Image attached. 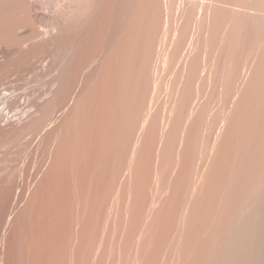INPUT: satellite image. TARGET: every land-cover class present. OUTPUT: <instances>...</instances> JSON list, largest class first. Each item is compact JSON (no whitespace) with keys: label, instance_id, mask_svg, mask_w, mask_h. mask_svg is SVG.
Masks as SVG:
<instances>
[{"label":"bare ground","instance_id":"bare-ground-1","mask_svg":"<svg viewBox=\"0 0 264 264\" xmlns=\"http://www.w3.org/2000/svg\"><path fill=\"white\" fill-rule=\"evenodd\" d=\"M155 1H157V0H155ZM155 1H154V3H155ZM162 1L164 2V0H159V3H161ZM188 1H190V0H188ZM192 1H193V3H195L197 0H195V2H194V0H192ZM205 1L206 0L201 1V2H203L202 4L200 1H198L196 3L197 4L200 3L203 6V10H202V8L201 9L199 8L200 10H202L201 12L203 14V17L206 16V18L207 17L209 18V16H208L209 11L210 12L213 11V10L212 11L209 10V8L212 7L211 5H213L214 2L215 3H216V1L219 2V0H216V1L210 0L211 2H213L211 5L209 4L210 1H209V3H208V0L206 2ZM220 1H222V0H220ZM226 1H224V2H226ZM136 2H137V0H0V264H106L107 263L106 259H104L105 256L103 257V253L106 254V249H107L106 243H108L107 241L110 238L108 236L107 237L104 236L105 232L103 233L101 231L104 227L101 229V227L103 225L101 224L102 226H99L100 224L98 222V216H97L98 207H99V193L103 195V191H105L103 189V191L99 192V185H100L99 177H100V172L103 170L101 168L104 167V166H101L100 163H101V161H103V163L105 164V161H108L109 163L108 162L107 163L110 164V161H109L111 159L110 147H113V144H115V143L117 144L116 139L119 138V137L117 138V135L119 136V134H121L120 131H123L121 127L125 126V128H126V126L128 124L129 126H127V127L129 129L126 128L127 129L126 130V129H124V127H123V129L126 130V131H124V132H126V134H127V131H129L128 134L130 135V132H131L130 129H132L131 127L133 126L132 119L134 120V118L130 119L131 116L130 115L127 116V115L130 113V112L128 113L129 110L135 112V109H137V107H135L136 106L135 104L138 102V100H136L137 102L133 104L135 106H133V105L131 106V104H128L129 106L132 107L131 109L128 110L127 107H129V106H127V104H126V103H128L126 98L127 97L129 98V97L133 96L134 94L137 98L141 99V97H142V96L140 97V95L142 94L141 91H140L141 94H138V93H140L139 92V90L141 88L140 86H138V88L139 87L140 88L137 92H133V90H131L133 86H136L137 84H139V83L136 84V82H137L136 79L138 80V78L140 76H142L143 70H144V69L142 70V73L140 72L141 74L138 77L139 71H141L140 68H142V66L139 67V64H138V63H141V61L137 62V60H136L137 63L133 62L136 59V58L135 59L133 58V49H134V46H137V43H139L141 41L144 42L146 40L145 45L146 44H147V46L149 45L147 43V41L149 40V39H147V38H149V36H148L149 33L147 34V32L150 28H148V30L146 32L147 36H145V37H147V38L143 37L144 40H142L141 36H143V35L141 33L144 30H142L141 32L139 30H137V28H138L137 26L139 25L137 17H138L140 12L138 11V14L136 13L137 8L136 7L134 8ZM145 2H146V0L143 2V4ZM163 2H162V5H165V4H163ZM172 2H173V0H172ZM172 2L170 3L172 5L169 4L171 7H168L165 5L166 6L165 8H167V7L170 8V14H172L173 9L171 10V8L174 7L173 6L174 2L177 3V1H174L173 3ZM185 2H186V0H185ZM218 2H217V4H218ZM230 2H232V0ZM242 2L244 4V2H246V1L243 0ZM167 3H169V1ZM205 3L209 4L210 7L207 4H206V6H204ZM215 3H214V5H215ZM222 3H223V1H222ZM222 3L220 5H217V6L218 7L221 6L223 8L224 5ZM246 3H247V5L244 4V6L246 7V9H245L246 11L244 12V14L245 13L247 14V11L249 13H251L254 10V12H252V13L254 15H258L257 17L261 18L260 21L257 18L259 23L261 22V24H259L260 28L258 27L259 31H260L259 36L261 37V38H259V42L262 41V44L259 43L258 45H260V47L262 45V48H263L264 47V0H247ZM141 4L142 3H140L139 6ZM187 4L188 3H185V5H187ZM197 4H195V5L198 6ZM243 4L240 3V6L243 7ZM195 5H194V7H195ZM231 5H232V8H235V6H236V4H234V5L231 4ZM231 5H230V10H231ZM136 6H138V5H136ZM175 6L176 7H174V9H177L178 5H175ZM142 7H138V10ZM213 7L216 8V5ZM213 7H212V9H213ZM226 7H228V6L225 5L224 8H226ZM242 7H240V9ZM237 8H238V6H237ZM184 9H182V7H181L179 10H181L180 12H182V11H184ZM199 9H198V11H200ZM240 9L237 12L241 13ZM177 10H173V13L176 12ZM230 10L228 9L227 11H230ZM243 10H244V8H243ZM243 10H242V12H243ZM192 11H196V10L194 9ZM235 11L236 10H234V12ZM255 11L257 13H255ZM152 12H153V10H152ZM213 12L216 13V9ZM213 12L210 14H214ZM135 13L137 14V16ZM141 13H143V12H141ZM147 13H145V14H147ZM145 14H143V16ZM170 14H169V16H170ZM182 14L184 16V13H182ZM185 14H186L185 16H187L186 20L190 19V18H188L187 13H185ZM191 14H193V13H191ZM199 14H198V16H200ZM202 14H201V17H202ZM140 15H142V14H140ZM140 15H139V17H140ZM164 15L166 17V14H164ZM177 15H174V16L172 15V16H173V18L176 16L175 17V19H176ZM192 16L193 15H190L191 20L194 17V16L193 17ZM211 16L215 18V15L214 16L211 15ZM211 16H210V18H211ZM229 16H231V15H229ZM229 16H228V18H230ZM141 18H143V17H141ZM214 18L213 19L211 18L212 19L211 21H213ZM255 18H254V20H255ZM179 19H180V15H179L178 20ZM199 19H200V23H201L202 18L199 17L198 20ZM194 20L197 22V24L199 23L197 21V18L195 19V17H194ZM194 20H192V21H194ZM222 20L223 19L220 20V23ZM228 20H230V19H228ZM231 20H233V19H231ZM140 21H142V19L139 20V22ZM143 21H144V18H143ZM152 21H154V20L152 19ZM176 21H177V19H176ZM180 21H182V20H180ZM178 22L179 21H177V24H179ZM204 22L205 21H203L202 23H204ZM209 22L210 21H208V24H212V25L213 24L215 25V23L217 24L216 21H215V23H213V22L209 23ZM224 22L225 21H222V24ZM150 23H151V21H150ZM188 23H189V21H188ZM200 23H199V25H200ZM205 23H204V25H205ZM230 23H232V21ZM144 24L147 25L148 23H143V25ZM185 24L190 25V24H187V22ZM185 24H184V26H185ZM193 24H194V22H193ZM193 24H191L190 27L188 26V28L193 30V28L196 25L195 31H192L193 33L195 32V35H196L197 34L196 29L198 30L200 27H202V24L199 28H197V24H194V27H193L192 26ZM222 24H219V25H222ZM206 25H205V27H207ZM214 25H213V27H214ZM219 25L217 28L221 30V28H219ZM139 26L141 27V22H140ZM149 26L152 27L151 24ZM181 26H182V23H181ZM222 26L224 27V24ZM228 26H229V24H228ZM230 26H229V28H232ZM177 27L178 26H176V28ZM179 27H180V24H179ZM191 27H193V28H191ZM176 28H174V29H176ZM186 28H187V26H185V30H186ZM138 29H140V28H138ZM143 29H144V27H143ZM166 29H168V28H166ZM201 29H203V27ZM201 29H199V30H201ZM205 29L208 31L209 30L211 31L212 27L211 28L209 27V29L208 28H205ZM205 29H204V31H205ZM226 29H227V27H226ZM181 30L182 29H180L179 32ZM183 30H184V27H183ZM183 30L181 31V33L183 32ZM199 30H198V33H200ZM228 30H230V29H228ZM175 31H178V29H176ZM223 31H227V30H223ZM206 32L207 31H205V33ZM229 32H228V34H229ZM170 33H173V32L170 31L169 34ZM205 33H204V35H205ZM139 34H141V35H139ZM202 34H201V36H202ZM206 34H208V33H206ZM228 34H226V35L229 37ZM198 35H196L195 37H197ZM163 36H164V34H163ZM175 36H176V34H175ZM183 36H186L185 33ZM190 36H192L191 33H190ZM190 36H189V38H191ZM169 37H171V36H169ZM178 37H179L178 39L182 38V36H180V35ZM223 37H225V36H223ZM140 38H141V40H140ZM172 39H171V41H172ZM184 39H185V37H184ZM191 39H193V41L196 42L195 38H191ZM191 39H189V41ZM176 40H177V38H176ZM176 40H175V42H177ZM222 40L227 41L228 39L225 40L223 38ZM180 41L181 40H179L178 42H180ZM185 41H188V40L185 39ZM197 41H198V39H197ZM149 42H150V40H149ZM195 42H194V46H195ZM183 43L185 44V42H183ZM168 44H170V43H168ZM154 45L155 44H153V47H154ZM179 45H178V47H179ZM224 45H225V43H224ZM141 46H142V44H141ZM175 46H176V43H175ZM139 47H140V45H139ZM153 47L152 48L150 47L151 50H153V52L150 50V52H151L150 57H152V58H149L150 53L147 54L148 58L150 59V61L149 60L148 61L151 64L152 63L155 64L156 59L159 61L162 58V54H163V53H161L162 48H160V52H159L158 51L159 48L156 49V46H155V48H153ZM158 47H160V46H158ZM257 47H256V50H258ZM260 47H259V49H260ZM182 48H184V47H182ZM188 48H189V46H188ZM137 49H139V48H136L135 50H137ZM178 50L180 51L181 49H178ZM253 50L256 51L254 49V46H253ZM261 50H259L260 51L259 53L262 52ZM139 51L140 50H138V52ZM146 51L147 50H144V53ZM155 51L159 52L156 55L160 54L157 58H155V56H156L154 54ZM136 53H137V51H136ZM141 53H143V51ZM257 53L258 52L255 53L256 55L254 54L255 56H253V58L250 57L252 60L246 61L247 64L245 62L246 59L243 61V62H245L246 65L243 63L245 65L244 68L242 65V68L244 70H243V72L241 70L242 73L240 72L241 78L240 77L239 78L241 79V81H239L240 79L238 78L239 79L238 81L240 82V84H239V82H238V84L240 85V87H237L238 84L236 85V88H239V90H237L238 94H237V96L235 95V97H234L235 99H233V101L231 102L233 104L230 105L232 107H231V109L229 108V110H230L229 113L227 112L228 111L227 110L226 111L227 115H224V116L222 115L224 117V118L222 117L223 123L221 124V122H220L221 127H218V126L216 127V129L217 128L218 129L220 128V129L218 132L216 130V133H218L217 136H215L213 134V136H215L216 138L215 139L213 138L214 140H212V145L210 143L211 141L210 142L208 141L210 148H209V145H207L208 147L206 146V149L208 148L207 149L208 153H207V150L205 149L206 150L205 151L206 152V156H205L206 158H204V156L201 155V157L203 159H206V160L205 161L201 160V163H200L201 165L198 166L199 171H195L194 176H192V178H191V181H190L191 183H190V186L188 189L189 195L188 196L184 195V196H187V198H186V201H184V203H183L184 205L183 206L181 205L182 209H181V212L178 214V224H177L178 227L175 228V229H177V232H176L177 234L174 232L176 234L174 236H177L176 237L177 239H176V241H174V240L172 241V242H176V243L172 244V247L174 246L173 249H175V250H172V248H170L171 254L169 253V251H168V253H166V255L169 254V257L167 256L168 257L167 260H169V258H170V261L173 259L171 262L168 261V263H171V264H264V114H263L264 111H262L263 113H261L260 117H259L260 111H259L258 115H255V117H254V113H257V111L253 112V118L251 117L252 114L250 115L251 121L250 120L249 121L252 124L251 123H249V124H251L252 126L249 125L250 128L246 131L244 129L243 130L244 133L239 132V130L240 129L242 130V128L238 129L239 123L236 124L237 122H235V119L242 116L239 114L241 111L240 106L243 105L242 104L243 103L242 97L244 96V94L248 90V88L251 87V86L249 87V85H251L250 82L257 75L258 70L260 69V66H262V63L260 65H258L259 67L256 64H257V62H259V60L260 61H261V59H262V61L264 60L263 58H261V59L258 58V57L264 56V50L262 52V56L261 55L259 56V53L258 54ZM153 55H155L154 56L155 61L152 60ZM174 55H176V54H174ZM180 55H181V53H180ZM160 56H161V58L158 59ZM145 57H146V55H144V58ZM189 57H188V59H189ZM256 57H257V59H256ZM131 58L133 59V61H131L132 60ZM148 58L146 57L145 59H148ZM176 58H178V57H175V60H177ZM151 60H152V62H151ZM255 60H257V62ZM192 61H191V64L194 65L195 62L192 63ZM145 62L147 63L148 70H149L150 64H148L147 61H145ZM142 63H144V61ZM160 64H161V62L156 65L157 68H158V66H160ZM173 64H174V61H173ZM217 64H219V63H217ZM161 65H163V64H161ZM169 65H170V63H169ZM189 65H190V63H189ZM189 65H188V68H189ZM240 65H238V66H240ZM144 66L145 65H143V68L146 67V66L145 67ZM209 66H211V65H209ZM152 67L155 68L154 65ZM186 67H187V65H186ZM212 68H213V65H212ZM158 69L156 72H159L161 68L159 70ZM180 69H178V71ZM209 70H211V69H209ZM153 71L155 72V69H152V71H150V72H152L151 74H153ZM178 71H177L176 75H178ZM216 71H217V68H216ZM230 71H231V68H230ZM145 72L146 71H144V74L148 73V72L147 73H145ZM211 72H212V70H211ZM161 73H162V71H161ZM179 73H181V72H179ZM208 73H210V72H208ZM151 74H149V75L156 79V76L158 74H160V72L158 74H155L156 76L151 75ZM211 74H210V77H211ZM149 75H148V77H149ZM217 75H218V72H217ZM158 76L159 77H157V80L160 79V77H161L160 75H158ZM185 76H183V77H185ZM148 77L145 75L144 78L140 77L138 81L140 82V80L143 81L142 79H144V81H143L144 85L146 83L149 84V81H151V80H152V82H155V81H153V78L149 77L151 79V80H149ZM179 77H180V75L177 76L178 80H179ZM256 77H255V79H256ZM145 78H147L149 81L146 82ZM207 78H208V76H207ZM235 78H237V77L235 76ZM262 78H264V77L262 76ZM185 79L187 80V77ZM181 80H183V79H181ZM254 80H253V82H254ZM261 80H263V79H261ZM158 82L157 81L155 82L156 85L158 84ZM185 83H187V82H185ZM256 83H257V81H256ZM256 83H254V84H256ZM140 84L142 85V82H140ZM147 84H146L145 88L143 87L144 85H142L143 89H147L146 91H148ZM174 84H176V82ZM231 85L233 86V84H231ZM258 85H259V83H258ZM158 87H160V86H158ZM156 88H157V86L155 87V89ZM185 88H187V87H185ZM256 88H258V87L256 86ZM143 89H141V90H143ZM130 90L132 91L133 95L128 96L130 93ZM135 90H136V88L134 89V91ZM157 90H158V88H157ZM143 91H145V90H143ZM177 91H178V89H177ZM257 91H259V90H257ZM248 92H251V90ZM253 92H254V90H253ZM136 93L139 95V97H138V95H136ZM149 94L150 93H148V95ZM177 94H178V92H176L174 96H176ZM181 94H180V96H181ZM152 95H154V94H152ZM144 96H146V95H144ZM149 96L151 97V94ZM152 97L157 98V96H152ZM182 97H184V95ZM254 97H257V96H254ZM169 98H171V97H169ZM131 99L132 98H130L128 100H131ZM140 99H139V103L141 102ZM145 99H147V96ZM145 99L143 100V98H142V101H145ZM153 99H151V100H153ZM157 99H159V98H157ZM247 99H249V98H247ZM149 100L147 102L148 105H150L152 102L150 100L151 102L149 104ZM191 100H193V99H191ZM132 101H135V98H133ZM132 101H130V103H132ZM177 101H180V99ZM246 101H247V104H250V105L254 104L253 103L254 100H252L253 102L251 101L252 103L249 100H246ZM248 101H249V103H248ZM140 104L142 105V103H140ZM154 104H156V102L151 104V105H154ZM148 105L146 108L147 109L146 112H148V109L150 108V107L148 108ZM175 105L176 104H174V107L176 109ZM183 105H181V107H183ZM250 105H248V106H250ZM255 105H254V107H255ZM137 106H139V105H137ZM157 106L159 107L161 105L158 104ZM157 106L155 108H157ZM243 106L246 107L247 105L246 106L243 105ZM174 107H172V108L174 109ZM189 108H190L189 110H191L193 107L191 108V106H190ZM239 108H240V111H239ZM140 109H141V107H140ZM154 109L152 112L149 110L148 113L150 114V112H151L153 114ZM158 109H155V110L158 111ZM246 109H248V108H245V110ZM255 109H257V108H255ZM261 109H262V107H261ZM143 110L144 111H142V112L144 113L145 109H143ZM161 110H162V108H161ZM180 110L178 112H180ZM185 110H186V108H185ZM170 111H171V109H170ZM173 111H175V110H173ZM192 111H195V110L192 109ZM247 111L248 110H246V112ZM250 111H248V112H250ZM136 112H138V111H136ZM226 112L224 114H226ZM237 112H238V116H237V118H235V114ZM246 112H243V113H246ZM138 113H140V111ZM174 113L172 112V114H174ZM191 113L192 112L190 111V118L192 117ZM152 114H151V116H153ZM160 114H161V116L164 115L163 117H165V114H163V113H160ZM246 114L248 115V113H246ZM157 115H156V117L158 118V120L159 119L164 120V118L161 119L162 117L160 116L161 117L160 118V117H158L159 115L158 116ZM166 115H167V112H166ZM200 115H198V116H200ZM135 116H136L135 119L139 118L137 115H135ZM139 116H140V114H139ZM147 116H146V118H147ZM169 116L171 118L173 115L170 114ZM188 116H189V114L187 113V118L189 119ZM194 116H193V118H195ZM256 116L258 118H256ZM126 117H130L129 119L131 120L132 125L130 122L127 123V121H130V120L128 119L126 121ZM174 117H175V115L172 118H174ZM141 118H140V121L142 120ZM170 118H168L167 120L166 119L164 120V121H166V123H167V121L170 120L169 121L170 123L168 122L169 123L168 125H170V124L172 125L171 121H173V119L172 118L170 119ZM147 119H150V120L152 119L153 124L156 123V120H155L156 118H154V117H151V118L148 117ZM240 119L242 120V118H240ZM145 120L146 119L143 118V125H142L143 129L145 127H147V126H145L147 124ZM189 120H191V119H189ZM189 120H188V125L194 119H192L190 122H189ZM241 120H239V121H241ZM244 120L246 121V119H244ZM135 121H137V120H135ZM140 121L136 122L137 125L141 124ZM164 121H162L163 126L168 127V125L165 126L166 124ZM148 122H149V120H148ZM186 122H184L185 124L183 126H185L187 124ZM248 122H246V124H243V125L248 126L247 125ZM159 123H160L159 125L162 124L161 122H159ZM242 123H243V121H242ZM173 124L175 125V123H173ZM111 125H112V127H115V128L121 126L119 128L121 130L111 129L112 128V127L110 128ZM218 125H219V123H218ZM140 126H139V128H138V126L134 127V128H136V130L139 129L137 131H140L141 130ZM150 126L148 125V127H150ZM154 127L155 126H152V128H154ZM248 127H246V128H248ZM157 128H160V127H157ZM168 128L169 129H167V130L171 129L170 127H168ZM185 128H183L184 131H185ZM188 128H189L188 130H190V125L188 126ZM109 129H111L117 135L114 136V133H113L114 137L110 136L111 138H109V135L112 134L110 132L111 130H109ZM143 129H142V131H144ZM161 129H163V127ZM165 129L166 128H164L163 131ZM145 130L147 131V129H145ZM179 130H181V129H179ZM137 131L135 132V130H134L132 132H135V134H136ZM146 131H144V132H146ZM163 131H162V133H163ZM165 131H164V135L166 134V132L167 133L169 132V131H166V132ZM186 131L184 133H182L180 131V133H181V135H183V137H178L177 135L176 136L178 138H186V139L188 138V140H190L189 139L190 134L187 137L188 131L187 132ZM108 132H110V134ZM149 132L152 133L151 131H149ZM154 132H153V136H154ZM210 132L211 131H209V133ZM212 132H213V130H212ZM214 132H215V130H214ZM139 133L141 134V131ZM146 133H144V134H146ZM177 133H178V131H177ZM192 133H193V128H192ZM237 133H239L238 136H237ZM126 134H125V137H126ZM128 134H127V138H126L127 140H129V138L131 139V137H129ZM140 134H136V139H137V135H140ZM144 134H143V136L146 137V135H144ZM149 134L147 135L148 138H146L148 140L144 141L146 143L147 142L150 143V141H151V139L149 141V138H150ZM131 135L133 137L132 140H134L135 135H133V133ZM162 135L163 134H161V137H162ZM155 136H157L156 133H155ZM158 136H160V135H158ZM161 137L160 138L156 137L155 139L157 140L159 138L160 140L159 139L158 140L162 142L161 144L166 145V143H164L165 137H162V138ZM140 138H142L141 135L138 137V139H140ZM168 138H171V137H168ZM176 139L177 138H175V140ZM211 139H212V137H211ZM211 139L209 138V140H211ZM114 140H115V143L111 144V142ZM123 140H124V138H123ZM188 140L186 142H188ZM120 141H122V140L120 139ZM126 141H124V142H126ZM152 141L154 142L155 140L152 139ZM134 142H135V140H134ZM138 142L139 141H137V144H138ZM127 143H124V144L130 145L128 141H127ZM146 143H144V144H146ZM118 144H119V142H118ZM118 144L116 145L117 149H116V146H114V147L116 150H119V148L121 147V149L119 151H120V153H122V148H125V146L123 144L124 147L123 146L118 147L120 145V144L119 145ZM132 144L134 145V143H132ZM144 144L141 143V141H140L138 145L140 147V145L142 146ZM157 144L159 145L158 149H161L162 147H163L162 149H164L165 145L161 147L160 146L161 144L158 141H157ZM180 144H178V145H180L179 148L182 146V144H185V139H181ZM135 146H136V142H135ZM155 146H157V145H155ZM184 146H186V145H184ZM114 147H113V149H114ZM139 147H138V150H139ZM143 147H141V148L143 149ZM183 147H181V148H183ZM189 147H190V145H189ZM141 148H140V150H141ZM146 148L147 147H144V149H146ZM155 148L157 149V147L153 146V148H152L153 152H154ZM179 148L177 149L178 151L181 149V148L180 149ZM185 148H187V146ZM115 149L113 150L115 152L114 157H116V154H118V156L116 157V159L118 160L119 156L121 154L116 153L117 151H115ZM132 149H134V147ZM135 149H137V146L135 147ZM183 149H181V152L178 154L176 152V157H178V155H179V157H178L179 159L176 158V170H178V168H182L180 166L182 165V162L184 160H186L185 159L186 156L183 157L184 160H180V159H182V156L180 154H182V155L185 154ZM111 150H112V148H111ZM130 150H131V148L129 149V151ZM225 150H226V152L228 151L227 152L228 155L226 157H224V156L222 157V153ZM125 151H123V153ZM132 151H130V152L132 153ZM135 151H133V152H135ZM156 151H158V150H156ZM203 152H202V154L205 155V153H203ZM126 153H128V151L125 152L124 154H126ZM138 153H139V151H138ZM160 153L158 152L157 155L159 156ZM128 154H130V153H128ZM135 154H137V153H135ZM135 154H134V156H135ZM144 154L141 155L142 158H143ZM153 155H154V153H153ZM153 155L151 157H153ZM157 155H156V158H157ZM107 156L110 159H108ZM129 156L128 157L131 158V155H129ZM141 156L139 155V159ZM105 157L107 158L106 160L103 159ZM128 157L125 156L123 159L121 158V162L125 158H128ZM164 157H165V155H164ZM164 157H163V159H164ZM144 158H146V157H144ZM114 160H115V158H114ZM138 160L136 158V163ZM144 160H146V159H143V161L139 160V162H141L140 164H142L144 162ZM177 160H180V161H177ZM115 161H112V163H114ZM124 161H126V159ZM128 161H129V159H127V161H126L127 166L124 163L126 166V168H125L126 175H127V177L131 176V178L133 179V175H131V172H132V174H134L133 173L134 170L131 171V169H133V168L131 167L132 165H130L133 161L131 159L130 161H132V162H130V164H128ZM151 161H152V158H151ZM151 161H149V162H151ZM155 161H157V160H154V162ZM118 162H120V161L118 160L116 162L117 165H121L123 163L122 162L120 164ZM139 162H138V164H139ZM160 162H161V160L159 158V162L157 164L158 166H159ZM177 162H179L180 164ZM136 163L133 162V164H134L133 166H135ZM172 163H174V166H175V162H172ZM98 164L100 165L99 167H98ZM111 164H110L111 167L116 166L115 163H114L115 166H113ZM219 164L222 167H220ZM106 165L107 164H105V166ZM216 166L218 167V169L220 168V171L217 169ZM120 167H121L120 169L122 171V174H120L121 172L119 171V168L118 169L116 167L115 168L119 171V177H120L119 180L124 181V179H127V178H125L126 175L123 174L124 171L122 170L123 169L122 166H120ZM139 167H141V166H139ZM139 167H137V169ZM167 167L169 168L170 166H167ZM108 168L111 169L110 167H108ZM221 168L222 169L224 168L225 170L223 169L222 170L223 172H222ZM105 169L103 170V172L105 171ZM112 169H114V168H112ZM141 169H143V168H141ZM156 169H159V168H156ZM135 170H136V167H135ZM174 170H172V171H174ZM214 170H216L217 173L216 172L213 173ZM113 171L111 170L112 173H113ZM156 171L158 172L159 170H156ZM169 171H171V170H169ZM224 171H225V173H224ZM111 172H109V173H111ZM167 172H168V169H167ZM196 172H198V173L196 174ZM220 172L225 174V176L223 174L224 183L222 182V185H219V182L217 183L216 181H214L215 177L217 180H219V178H217V177L218 176L220 177V175H221ZM105 173L106 172H104L103 174H105ZM138 173H137V175H138ZM159 173H162V172H159ZM176 173H177V171L175 173H173V175L172 174L171 175L174 176V174H176ZM211 173H212L213 177H211L212 176ZM177 174H176V176H174V178L178 177ZM214 174H215V176H214ZM217 174H219V175L216 176ZM120 175L122 177L125 176L124 179L121 178ZM137 175H134V176H137ZM106 176L110 177V176H108V174H106L105 177ZM223 176H221V178ZM101 177H102V175H101ZM113 177L111 174V178H113ZM138 177H139V175L137 176V178ZM158 177H161V176L158 174ZM156 178H157V174H156ZM174 178L171 180V178L169 179V177L167 176V179L171 180V182L166 180V182L169 183V186H170V183L172 184V182L175 180ZM110 180H112V179H110ZM115 180H116V182L119 181V180L117 181V179H115ZM103 181L104 180H102V182ZM114 181H113V184H117L116 182L114 183ZM123 181H121V182L123 183ZM127 181L130 182L129 178L127 179ZM139 181H141V180H139ZM220 181H222V180L220 179ZM213 182H216L219 186L218 185L215 186L216 183L213 184ZM108 183L111 184L110 181H108ZM122 183H120L119 186L124 185ZM126 183L127 182H125V184ZM131 183H132V181H131ZM131 183H130V186H131ZM103 184H105V183H103ZM127 185H128V183H127ZM208 186L209 187L212 186L214 188L213 192L214 191L215 192L209 196H208V192H207L206 195H207L208 199L204 200L207 198L205 196V190L207 189V191H209V194H211V192H212V190L209 189ZM111 187H112V184H111ZM111 187L109 185V189H111ZM117 187H118V185H117ZM126 187H127V189H126ZM128 187H129V185L123 187L122 189H120V187H119L118 192H119V194L122 193L121 196L119 194L117 195L115 193L117 195V198H118V196H119V198L117 199V201H116V198L115 199L113 198L116 201V203L118 204L117 205L118 207L116 206V204H115V207H117L118 210H120V211L115 210L117 213L114 212L115 214L112 215V217L114 216V218H113L114 221L112 220L114 222L113 224L116 225V227H117V230H116L117 232L115 235L117 238L120 239V241H119L120 243L123 242V241L121 242V240L123 238H122V236L118 237V235L120 234L119 232L123 231L122 225L123 224L126 225V219L125 218L127 216H125V215L126 214L131 215V213H133V212H129V211H130V209H133L130 207V205H131L130 204V202H131L130 194H131V189L134 190V186L133 187L131 186V189L129 187V189H130L129 198H128V192L129 191L128 192L126 191V190H128ZM219 187H221L220 191H219ZM100 189H102V187H100ZM115 189H116V187H115ZM170 189H171V187H170ZM215 189L216 190L218 189L217 191H219L218 193L220 195L216 194L217 191ZM167 190H169V189H167ZM188 190L186 191L187 193H188ZM112 191H113V189H112ZM162 191H163V189H162ZM164 191H166V190H164ZM169 191H167V192L170 194L171 192H169ZM169 194H168V196L170 197L172 194L171 195H169ZM176 194H178V193H176ZM116 195H115V197H116ZM165 195H166L165 197H167L166 193H165ZM132 196L134 197L135 195L132 194ZM159 196H160V199L162 200L163 197L161 195H159ZM173 197H175V196H173ZM110 198H112V197H110ZM156 198L159 199V197H157V196H156ZM153 200L155 201V198ZM153 200H152V202H153ZM159 200H157V201H159ZM164 200H166V199H164ZM211 200H213V201H211ZM214 200H216V201H214ZM162 201H161V204L163 205V203L166 201H164V202H162ZM201 201L203 202L202 204L200 203ZM205 201H206L205 205L209 204V202H210V204L207 205L208 207H206L205 210L203 209V211H202V208L204 206ZM169 203L170 202L168 201V204ZM199 203L203 206H201ZM157 204L156 203L154 204V202H153L152 210L154 211V213L152 211L151 212L154 215V217H157L159 215V212H160L161 207H162V205H160V202H159L158 205L160 207V210H159V208H156V209H158V210H156L155 207L156 206L158 207ZM197 204H199L200 207ZM154 205H156V206L154 207ZM167 205H165V206H167ZM112 206H110L111 209H112ZM119 206H122V207H119ZM198 208L201 211H199ZM123 209L125 212H123ZM177 209H178V207H177ZM150 210H151V208H150ZM165 210H168V209H165ZM156 211H158V213H156ZM127 212H129V214ZM123 213H125V214H123ZM149 213H150V211H149ZM155 214L156 215L158 214V215L155 216ZM148 217H149V215H148ZM154 217H152L151 219L147 218V220L150 219L151 223H153L152 219ZM128 219H129V216L127 217V222H129ZM108 221H107V225H108ZM124 221H125V223H124ZM167 221H169V220H167ZM147 223L149 224V221ZM129 224H130V222H129ZM129 224L127 223L126 226L128 227ZM166 224H167V222H166ZM175 224H176V222H175ZM149 225H154V224H149ZM158 225H160V223H158ZM110 226H109V228H107L108 230L110 229ZM154 226L156 227V225H154ZM105 227H107V226H105ZM150 227H152V226H150ZM115 228H113V229H115ZM111 229H112V227H111ZM144 230H145V228H144ZM147 230L149 233V229H147ZM170 230H174V228L170 229ZM112 231H114V230H112ZM146 231H143V235H142V232L137 233V235L139 234L138 239L135 237L136 240H138V242H139V246H137L138 242L136 243L135 246H133V244H131L132 241L133 242L136 241V240L134 241V239L132 240L130 238V241L131 240L132 241L128 242V243H130V246H133V248H134V252L132 254L130 252L131 258H129V259L133 258L132 259L133 264L134 263L135 264H143L144 263L143 257H145V256H143V255H147L146 252H148V251H146L147 247L146 248L144 247L146 249L145 250V249H142L143 247H140V246H143V244L144 245L149 244V242L147 241V240H150L149 237L147 236L148 239H146L147 238V237H145L146 234L144 235V233H146ZM157 231H158V229H157ZM157 231L154 232L152 230V231H150V233L151 234H152V232L157 233ZM101 232H102V234H101ZM108 232L109 231H107V233H105V234L107 235ZM127 233H129V232H127ZM122 234L124 235V231L122 232ZM110 236H111V234H110ZM126 237H127V235H126ZM128 238H129V236H128ZM105 239H106V242H105ZM112 239H113V237H112ZM174 239H175V237H174ZM126 240H127V238H126ZM145 240L148 242V244H145V242H146ZM104 242L106 245L104 244ZM114 243H116V242H114ZM120 243H119V245H120ZM125 243L127 245L126 241H125ZM168 243L171 244L170 240ZM169 244H167L168 247H169ZM126 245H124V246H126ZM167 245H166V247H167ZM102 247H104V248L102 249ZM120 247H121V245H120ZM151 247H152V245H151ZM168 247H167V249H168ZM104 249H105V252L103 251ZM167 249H166V251H167ZM118 250H120V249H118ZM116 252H117V250H116ZM142 253H144V254H142ZM139 255H141L142 260H141ZM170 255L171 256L173 255L172 256L173 258L170 257ZM117 259H118V257H117ZM164 260H165L164 261V263H165L166 259H164Z\"/></svg>","mask_w":264,"mask_h":264},{"label":"rangeland","instance_id":"rangeland-1","mask_svg":"<svg viewBox=\"0 0 264 264\" xmlns=\"http://www.w3.org/2000/svg\"><path fill=\"white\" fill-rule=\"evenodd\" d=\"M140 2V3H142L143 4V2L145 1V0H137V2ZM149 1V2H148ZM146 0V2L141 6H139V4L136 2V4H135V6H134V8L136 7L137 8V14H138V11L140 12L139 13V15L140 14H142V15H140V17H139V15H138V17H137V20H138V23H139V25H140V22H141V27L138 25L137 27L138 28H140V29H138L137 28V30H139L140 32L142 31V30H144L141 34L143 35V36H141L142 37V40H144V38L143 37H145V36H147V34H148V36H149V38H147V37H145V38H147V39H149L150 40V42H149V40L147 41V43L149 44L148 46H147V44L145 45V41L144 42H139V43H137V46H134V49H133V58L135 59V61H133V59L131 60V61H133V62H136V60H137V62H140L141 61V63H138L139 64V67L140 66H142V68H140V70L141 71H139V75H138V77L140 76V74L142 73V70H143V74H144V71H146L145 73H147V74H142V76H140V77H142V78H144V76L146 75L147 77H148V75L149 74H151L152 72H150V71H152V69H155V72L157 71V69L159 68H161L160 69V74H158L159 72H154L153 71V74H151V75H155V74H158V75H160L161 77H160V79H158L157 80V77H159L158 75L156 76V79L155 78H153L152 76H150L149 75V77L150 78H153V81H161L160 83L158 82V84L156 85V83L155 82H152V80L148 77V79L149 80H151V81H149L147 78H145V81L146 82H148L149 81V84H147L146 82V84H147V87H148V91H146L147 89H143V87L145 88V86H146V84L144 85V83H143V81H144V79H142L143 81H141L140 80V82H142V85H144L143 87H142V85L140 84V82L138 81L139 80V78H138V80L136 79V84L137 83H139V84H137L136 86H133L132 87V89L131 90H133V92H137L138 90H139V88H140V90H139V92L141 91L142 92V94H141V92L140 93H138V94H141L140 95V97H141V99L140 98H137L136 96H135V94L133 95V93H132V91L130 90V93H129V95L128 96H130V95H133V96H131V97H127L126 99H127V102L128 103H126L127 104V106H129L128 104H131V106L134 104V103H136L137 101L136 100H138V104L136 103L135 105H133V106H135V107H137V109H135V112L134 111H130L129 109H131L132 107L131 106H129V107H127L128 108V113L130 112H134L133 114L131 113H129L127 116H131V118L130 117H126V121L130 118V119H132V118H134V120L132 119V121H133V126L131 127L132 129H130L131 130V132H130V135L133 133V135H135V137H134V140H135V142H136V146H137V149H135V142H134V140H132L133 139V137H132V135L130 136L128 133H129V131H127V134H128V136L129 137H131V139L129 138V140H127L126 138H127V134H126V132H124V131H126L127 129L126 128H128L127 126H129L128 124H127V126H126V128H125V126H123L124 127V129H126V130H124L123 129V127H121V126H119V127H117V128H115V127H112V125L110 126V128L111 129H118V130H121V129H119L120 127L122 128V130L123 131H120V133L121 134H119V136L117 135V134H115L111 129H109V130H111L110 132L112 133L111 135H109V138H111L110 136H113V133H114V136L115 135H117V138L119 139H116L117 141V144H118V142H119V146L118 147H120V146H123V144L124 143H127V141L129 142V144L130 145H125L124 144V146H125V148L127 149H125V148H122V153H120V149H121V147L119 148V150H116L117 149V144L115 143V140L114 141H112L111 142V144H113V143H115V144H113V147L114 146H116V149H115V147H114V149H115V151H117L116 153H119V154H121L120 156H119V161L120 162H118V163H122L121 165H117L116 164V162L118 161L117 159H116V157L118 156V154H116V157H114V154H115V152L113 151L114 149H113V147H110V157H111V159L107 156V158L108 159H110L109 161H110V164L112 163V161H115L114 163H115V165H114V163H112L111 165H113V166H115L117 169L119 168V171L121 172L120 174H122V171H121V167L120 166H122V170L125 172H123V174H125L126 175V171H125V168H126V166H127V159H129V161H128V164H130V162H135L136 163V158H137V160L139 159V155L141 156L142 154H144L143 155V158H142V156L140 157V159L139 160H142L143 161V159H146V160H144V162L142 163V164H140L141 162H139V160L137 161V165L135 164V166H133L134 164H133V162L130 164V165H132L131 167L133 168V169H131V171H133L134 170V174H132V172H131V175H133V179L131 178V176H129V177H127V175H126V177L125 176H121V178H123L124 179V177L125 178H129V181L130 182H128L127 181V179H124V181L125 182H127L128 183V185H129V187H130V189H131V186L133 187L134 186V190L133 189H131V194H130V199H131V202H130V207L131 208H133V209H130V211L129 212H133V213H131V215H125V216H129V219H128V221L130 222V224H129V222H127V217L125 218L126 219V225H127V223L129 224L128 225V227L125 225V224H123L122 225V227H123V231H124V235L122 234V232H119L120 234L118 235V237L120 236H122V240H121V242L122 243H120L119 241H120V239L119 238H117L116 237V230H117V227H116V225H114L113 223V221H114V216L112 217V215H114L115 213H117L116 211H120V210H118V204L116 203V201H117V199L119 198V196H118V198H117V195L119 194V192H118V189H119V187H120V189H122L123 187H125V186H128L127 185V183L125 184V182L123 181V180H119V171L115 168V167H111L110 166V164H108L109 162L108 161H105L107 158L105 157V158H103V159H105L104 161H105V164H107L106 166H105V164L103 163V161H101V166H104V167H102L101 169H105V171L104 172H106L105 174H103L104 172H103V170L100 172V177H99V183H100V185H99V192L100 191H103V189L105 190V191H103V195L102 194H100L99 193V207H98V212H97V216H98V222H99V226H102L101 227V231L104 233H107V231H109L108 232V234L106 235L105 233H104V236H108L109 238V240L107 241L108 243H106L107 244V249H106V254L105 253H103V257H104V259H106V264H111L113 261V263L112 264H133V258L132 259H129V258H131V254L134 252V248H133V246H135L136 245V243L138 242V240H136V238L138 239V237H139V234L137 235V233H141L142 232V235H143V231H146L147 229H149V233H148V230L146 231V233H144V235L146 234V236L145 237H149V239L150 240H147L148 242H149V244H148V242L146 241L145 242V244H148V245H144L143 244V246H140V247H143L142 249H145L146 247H147V250L146 251H148V252H146L147 253V255H143V256H145V257H143V259H144V263L143 264H163L164 263V259H166V262L164 263V264H167L168 263V261L169 262H171L170 261V258H169V260H167L168 259V257H169V254L168 255H166V253H168V251H169V253H170V248H172V250H175V249H173V247H172V244L173 243H176V242H172L173 240L174 241H176V237L177 236H174V235H176L177 233V229H175V228H177L178 227V214L181 212V207L184 205L183 203H184V201H186V198H187V196L189 195V186H190V181H191V178H192V176H194V174H195V171H199L198 169V166L199 165H201L200 163H201V160L202 161H205L206 159H203L202 157H201V155L202 156H204V158H206L205 156H206V150L208 149H206V146L207 145H209V143H208V141L211 143V145H212V140H214L216 137L215 136H217V134L218 133H216V130H217V132L219 131V129L217 128L216 129V127L218 126V127H221V125H220V122H221V124L223 123V116L224 115H227V112L229 113V108L231 109V107L232 106H230L231 104H233V103H231L232 101H233V99H235L234 97H235V95L237 96V90H239V88H236V85L238 84V82L239 81H241V74H240V72H241V70H242V72H243V68H244V66L247 64V62L246 61H249V60H252L251 58H253V56H255L256 54V52H260L259 50H261L262 52H263V48H262V45H261V47H260V45H258L259 43H261L262 44V41L261 42H259V38H261L259 35V24H261V22L259 23V21H260V17H257L258 15H254L252 12H254V10L251 12V13H249L248 11H247V14L245 15L244 14V12L246 11L245 9H246V7L244 6V4L245 5H247V0H244V1H246V2H244V4H243V0H232V2H230L231 0H222L223 1V3H222V1H220L219 0V2L218 1H216V0H211V1H216V3H215V5H216V8H214L213 6H215L214 5V3L213 2H211L210 0H208V3H209V1H210V5L213 3V5H211L212 7H213V9H212V7L211 8H209L210 6H209V4H207V3H205V5L204 6H206V4L209 6L208 8H209V10H213V11H215V9H216V13H214L213 11V13L214 14H210V13H212V12H210L209 11V18L207 19L206 18V16H204L203 17V14H202V10H203V6L201 5L203 2H201V1H203V0H197L196 2H198V1H200L201 2V4L200 3H196L195 2V0H194V2L195 3H193V1L192 0H190V1H188V0H186V2H185V0H173V2L174 1H177V3L176 2H174V7H176L175 5H178V7H177V9L179 8H181L182 7V9H184L185 7V9H184V11H182V12H180L181 10H177V9H174V7L173 8H171V10L173 9V10H177L176 12H174L173 13V10H172V14H170V8H168V7H171L170 5H172V4H170L171 2H172V0H164V2H163V4H165L166 6H168L167 8H165L166 6L165 5H162V2L161 3H159V0H157V1H155V0ZM154 1H155V3H154ZM169 1V3H167ZM171 1V2H170ZM192 1V2H191ZM207 1V0H206ZM205 1V2H206ZM224 1H226V2H224ZM229 1V2H228ZM153 2V3H152ZM158 2V3H157ZM172 2V3H173ZM188 3L187 5H185V3ZM191 2V3H190ZM217 2H218V4H217ZM237 2V3H236ZM149 3V4H148ZM152 3V4H151ZM167 3V4H166ZM176 3V4H175ZM180 3V4H179ZM223 4L224 6H223V8L225 7V5L226 6H228V7H226V8H222L221 6H217V5H220V4ZM225 3V4H224ZM240 3L241 4H243V7L242 6H240ZM148 4V5H147ZM155 4V5H154ZM170 4V5H169ZM182 4V5H181ZM195 4H197L198 6H196L195 5V7H194V5ZM231 4H236V6H235V8H232V5ZM136 5H138V6H136ZM145 5V6H144ZM153 5V6H152ZM180 5V6H179ZM230 5H231V10H230ZM148 6V7H147ZM202 6V7H201ZM237 6H238V8H237ZM138 7H142V8H140L139 10H138ZM146 7V8H145ZM154 9H153V8ZM184 7V8H183ZM218 7V8H217ZM240 7H242L241 9L243 10V8H244V10H243V12H242V10L240 9ZM200 8H202V10H200V11H198V9ZM143 9V10H142ZM149 9V10H148ZM151 9V10H150ZM196 10V11H192V10ZM229 9L230 11H227V10ZM238 9V10H237ZM239 9H240V11H241V13H239V12H237V11H239ZM142 10V11H141ZM152 10H153V12H152ZM233 10V11H232ZM234 10H236L235 12H234ZM135 11V10H134ZM192 11V12H191ZM198 11V12H197ZM232 11V12H231ZM141 12H143V13H141ZM147 13V14H145V13ZM180 12V13H179ZM231 14H230V13ZM135 13V14H136ZM152 13V14H151ZM182 13H184V16H183V14ZM185 13H187V15H188V18H190V19H187L186 20V18H187V16H185L186 14ZM191 13H193V14H191ZM195 13V14H194ZM197 13V14H196ZM200 13V14H199ZM237 13V14H236ZM255 13H257L256 11H255ZM137 14H136V16H137ZM143 14H145L144 16H143ZM164 14H166V17H165V15ZM169 14H170V16H169ZM178 14V15H177ZM198 14L200 15V16H198ZM201 14H202V17H201ZM235 14V15H234ZM252 14V15H251ZM148 17H147V16ZM151 17H150V16ZM154 15V16H153ZM174 15H177V21H179L178 23L180 24V27H179V24H177V21H176V19H175V17L173 18V16ZM179 15H180V19L178 20V18H179ZM190 15H193L194 17H195V19L197 18V21L200 23V19L198 20V18L200 17V18H202L201 19V23H200V25H199V23L197 24V22L194 20V17H193V19L192 20H194V21H192L191 20V17H190ZM211 15H215V18L214 17H212ZM229 15H231V16H229ZM147 18H146V17ZM172 16V17H171ZM210 16H211V18L213 19L214 18V20L213 21H211L212 19L210 18ZM228 16L230 17V18H228ZM254 16V17H253ZM141 17H143L144 18V21H143V18H141ZM170 17V18H169ZM256 17V18H255ZM139 18V19H138ZM150 20H149V19ZM172 21H170L169 19ZM254 18H255V20H254ZM257 18L259 19V21L257 20ZM142 19V21H140L139 22V20H141ZM148 19V20H147ZM152 19L154 20V21H152ZM175 19V20H174ZM205 19V20H204ZM207 19V20H206ZM221 19H223L222 21H225L223 24H224V27L222 26L223 24H222V21H221V23H220V20ZM228 19H230V20H228ZM231 19H233V20H231ZM166 20V21H165ZM180 20H182V21H180ZM229 22H228V21ZM149 21V22H148ZM150 21H151V23H150ZM188 21H189V23H188ZM192 21V22H191ZM203 21H207L206 23H205V25L207 26V27H205V25H204V23H202ZM208 21H210V22H213V23H215V21L217 22V24L215 23V25H214V27H213V25L212 24H208ZM219 21V22H218ZM232 21V23H230ZM187 22V24H193V22H194V24H197V28H199L200 26H201V24H202V27H203V29H201L202 27H200L199 29H201V30H199V32L200 33H198V30L196 29V32H197V34L196 35H198L197 37H195L196 35H195V32L193 33L192 31H195V28H196V25H195V27H194V24L192 25L193 27H191V28H193V30H191L190 28H188V26L190 27V25H186L185 23ZM209 22V23H210ZM228 22V23H227ZM143 23H148L147 25L146 24H144L143 25ZM176 25V26H178L177 28H176V26L174 25V24ZM181 23H182V26H181ZM152 25V27H150L149 25ZM184 24H185V26H187V28H186V30H185V26H184ZM219 24H222V25H219ZM226 24V25H225ZM228 24H229V26L230 27H232V28H229V26H228ZM234 24V25H233ZM154 25V26H153ZM168 25V26H167ZM170 25V26H169ZM212 25V26H211ZM218 25H219V28H221V30L220 29H218L217 27H218ZM146 26V27H145ZM165 26V27H164ZM173 26V27H172ZM221 26V27H220ZM261 26V25H260ZM143 27H144V29H143ZM171 27V28H170ZM182 27V28H181ZM183 27H184V30H183ZM209 27L211 28L212 27V29H211V31L209 30H206L205 28H208L209 29ZM224 29H223V28ZM226 27H227V29H226ZM259 27V28H258ZM147 28V29H146ZM148 28H150L149 30H148ZM152 28V29H151ZM166 28H168V29H166ZM173 28V29H172ZM174 28H176V29H178V31H175L176 29H174ZM182 29L183 30V32L181 33V31L179 32V30L180 29ZM173 31H172V30ZM204 29H205V31H207L206 33H208V34H206L205 33V31H204ZM228 29H230V30H228ZM146 30V31H145ZM147 30H148V32H147ZM153 30V31H152ZM166 30V31H165ZM218 30V31H217ZM220 30V31H219ZM223 30H227L228 32H229V34H228V32L227 31H223ZM152 31V32H151ZM165 31V32H164ZM173 32V33H170L169 34V32ZM146 32H147V34H146ZM167 32V33H166ZM175 32V33H174ZM179 32V33H178ZM226 32V33H225ZM144 33V34H143ZM184 33H185V35L189 38V36H190V33H191V35L192 36H190L191 38H195L196 39V42L195 41H193V39H191V38H189V39H191L190 41H189V39L186 37V36H183L184 35ZM194 35H193V34ZM203 33V34H202ZM204 33H205V35H204ZM211 33V34H210ZM141 34H139V35H141ZM163 34H164V36H163ZM175 34H176V36H175ZM182 34V35H181ZM201 34H202V36H201ZM224 34V35H223ZM226 34H228L229 35V37L226 35ZM153 35V36H152ZM163 37H162V36ZM182 36V38L181 39H178L179 37L178 36ZM155 36V37H154ZM159 36V37H158ZM169 36H171V37H169ZM194 36V37H193ZM209 36V37H208ZM223 36H225V37H223ZM162 37V38H161ZM165 37V38H164ZM184 37H185V39L186 40H188V41H185V39H184ZM151 38V39H150ZM173 38V39H172ZM176 38H177V40H176ZM208 38V39H207ZM225 39V40H227V41H224V40H222V39ZM230 38V39H229ZM158 39V40H157ZM160 39V40H159ZM171 39H172V41H171ZM194 39V40H195ZM197 39H198V41H197ZM140 40H141V38H140ZM163 40V41H162ZM169 40V41H168ZM175 40L178 42L179 40H181L180 42H175ZM257 40V41H256ZM168 41V42H167ZM254 41V42H253ZM158 44H157V43ZM161 42V43H160ZM183 42H185V44L183 43ZM190 44H188V43ZM192 42V43H191ZM194 42H195V46H194ZM225 43V45H224V43ZM168 43H170V44H168ZM173 43V44H172ZM175 43H176V46H175ZM141 44H142V46H141ZM153 44H155L154 45V47H153ZM167 44V45H166ZM180 44V45H179ZM187 44V45H186ZM256 44V45H255ZM139 45H140V47H139ZM160 46V47H158V46ZM162 45V46H161ZM178 45H179V47H178ZM193 45V46H192ZM147 46V47H146ZM155 48V46H156V49L157 48H159V52H160V48H162V52L161 53H163L162 54V58H161V56L158 58V59H160L159 61L156 59V61L154 60V56L157 54V53H159L158 51L156 52H154V54L155 55H153V59L152 60H154L155 61V64L154 63H150L149 61H150V59L149 58H152V57H150L151 56V52H150V50H151V48ZM184 47V48H182V47ZM188 46H189V48H188ZM191 46V47H190ZM224 46V47H223ZM253 46H254V49L256 50V47L258 48V50H256V51H254L253 50ZM256 46V47H255ZM139 48V49H137V50H135L136 48ZM150 49H149V48ZM171 47V48H170ZM259 47H260V49H259ZM142 48V49H141ZM147 48V49H146ZM168 50H167V49ZM195 48V49H194ZM155 49V50H156ZM178 49H181L180 51L178 50ZM183 49V50H182ZM188 49V50H187ZM138 50H140L139 52H138ZM144 50H147L145 53H144ZM172 50V51H171ZM196 50V51H195ZM253 50V51H252ZM136 51H137V53H136ZM143 51V53H141ZM149 51V52H148ZM152 52H153V50H151ZM170 51V52H169ZM177 53H176V52ZM135 52V53H134ZM189 52V53H188ZM254 52V53H253ZM262 52L261 53H259V56L261 55L262 56ZM148 53H150L149 54V58H148V56H147V54ZM180 53H181V55H180ZM184 53V54H183ZM257 53V54H258ZM136 54V55H135ZM146 55V57L148 58V59H145L144 58V55ZM174 54H176V55H174ZM188 54V55H187ZM192 54V55H191ZM255 54V55H254ZM141 55V56H140ZM160 55V54H159ZM159 55H156L155 56V58H157ZM184 55V56H183ZM194 55V56H193ZM138 58H137V57ZM178 57V58H176L177 60H175V57ZM190 56V57H189ZM193 56V57H192ZM258 56V55H257ZM173 57V58H172ZM188 57H189V59H188ZM247 57V58H246ZM251 57V58H250ZM142 60H141V59ZM168 58V59H167ZM259 59H261V58H263L264 59V56L263 57H258ZM145 59V60H144ZM166 59V60H165ZM172 59V60H171ZM187 59V60H186ZM193 61H192V60ZM246 59V60H245ZM256 59H257V57H256ZM139 60V61H138ZM149 60V61H148ZM152 60H151V62H152ZM190 60V61H189ZM245 60V62H246V64H245V62H243ZM144 61V63H142ZM145 61H147L148 62V64H150V66H149V70H148V66H147V63L145 62ZM153 61V62H154ZM166 63H164V62ZM173 61H174V64H173ZM186 61V62H185ZM191 61H192V63H194V65L193 64H191ZM213 61V62H212ZM219 61V62H218ZM256 62H257V60H255ZM136 62V63H137ZM157 62V63H156ZM161 62V64H163V65H161L160 64V66H158V68H157V64H159ZM176 62V63H175ZM188 62V63H187ZM169 63H170V65H169ZM189 63H190V65H189ZM211 63V64H210ZM217 63H219V64H217ZM245 65H244V64ZM259 63V64H258ZM262 63V66H260V69L258 70V73H257V77H256V79H255V77L252 79V83L250 82V84L251 85H249V87L250 88H248V90L245 92V94H244V98L242 97V101H243V105H250V104H247V101L246 100H249L250 102L252 101V100H254V104L252 105H250V106H246V107H244L243 105H241L240 106V108H241V111H240V108H239V111H240V115H242V116H240L239 118H237V116H238V112L235 114V118H237V119H235V122H237L236 124H238L239 123V128L238 129H240V128H242V130L240 129L239 130V132H243L244 133V129H245V131L246 130H248L249 128H250V126H252L251 124V118H250V115L252 114V118H253V112H256L257 111V113H254V117H255V115H258L259 114V111H260V115H259V117L261 116V113H263L262 111H264V78H262V76L264 77V60L262 61V59H261V61L259 60V62H257V66L258 65H260ZM142 64V65H141ZM165 64V65H164ZM217 64V65H216ZM241 64V65H240ZM143 65H145L144 67L145 68H143ZM155 66V68H153L152 66ZM174 65V66H173ZM186 65H187V67H186ZM188 65H189V68H188ZM193 65V66H192ZM209 65H211V66H209ZM212 65H213V68H212ZM215 65V66H214ZM238 65H240V66H238ZM242 65H243V68H242ZM207 66V67H206ZM183 67V68H182ZM191 67V68H190ZM209 67V68H208ZM259 67V66H258ZM257 67V68H258ZM147 68V69H146ZM181 68V69H180ZM216 68H217V71H216ZM230 68H231V71H230ZM146 69V70H145ZM158 69V70H159ZM178 69H180L179 71H178ZM183 69V70H182ZM209 69H211L212 70V72H211V70H209ZM188 70V71H187ZM208 70V71H207ZM215 70V71H214ZM161 71H162V73H161ZM177 71H178V75H176L177 74ZM207 71V72H206ZM225 71V72H224ZM141 72V73H140ZM179 72H181V73H179ZM195 72V73H194ZM208 72H210V73H208ZM217 72H218V75H217ZM241 72V73H242ZM155 73V74H154ZM186 73V74H185ZM189 73V74H188ZM212 73V74H211ZM216 73V74H215ZM174 74V75H173ZM210 74H211V77H210ZM221 74V75H220ZM164 75V76H163ZM171 75V76H170ZM180 75V77H179V80H178V78H177V76H179ZM186 75V76H185ZM214 75V76H213ZM230 75V76H229ZM240 75V76H239ZM154 76V77H155ZM166 76V77H165ZM183 76H185V77H183ZM191 76V77H190ZM207 76H208V78H207ZM235 76L237 77V78H235ZM163 77V78H162ZM173 77V78H172ZM187 77V80L185 79ZM190 77V78H189ZM220 77V78H219ZM240 77V78H239ZM240 80H239V79ZM147 79V80H146ZM155 79V80H154ZM181 79H183V80H181ZM236 81H235V80ZM255 79V80H254ZM261 79H263V80H261ZM171 80V81H170ZM186 80V81H185ZM233 80V81H232ZM239 80V81H238ZM253 80H254V82H253ZM256 81H257V83H256ZM176 82V84H174ZM178 82V83H177ZM180 82V83H179ZM183 82V83H182ZM185 82H187V83H185ZM192 82V83H191ZM236 82V83H235ZM190 83V84H189ZM254 83H256V84H254ZM258 83H259V85H258ZM153 84V85H152ZM161 84V85H160ZM172 84V85H171ZM231 84H233V86L231 85ZM239 84H240V82H239ZM237 85V87H240V85ZM253 84V85H252ZM188 85V86H187ZM255 85V86H254ZM138 86H140L139 88H138ZM157 86V88H158V90H157V88L155 89V87ZM158 86H160V87H158ZM256 88V86L258 87V88H256L257 90H259V91H257L254 87ZM166 87V88H165ZM179 87V88H178ZM185 87H187V88H185ZM136 88V90L134 91V89ZM160 88V89H159ZM260 88V89H259ZM141 89H143V90H145V91H143V90H141ZM177 89H178V91H177ZM159 93H157L156 91ZM232 90V91H231ZM251 90V92H248V91H250ZM253 90H254V92H253ZM155 91V92H154ZM256 91V92H255ZM146 94H145V93ZM150 93L151 94V97L148 95V93ZM171 92V93H170ZM176 92H178V94L176 95V96H174L175 95V93ZM156 93V94H155ZM171 95H170V94ZM182 93V94H181ZM252 93V94H251ZM258 93V94H257ZM137 93H136V95H138ZM146 95L147 96V99H145L146 98V96H144V95ZM152 94H154V95H152ZM180 94H181V96H180ZM232 94V95H231ZM254 94V95H253ZM262 94V95H261ZM160 95V96H159ZM170 95V96H169ZM184 95V97H182ZM259 95V96H258ZM261 95V96H260ZM144 96V97H143ZM152 96H157V98H159V99H157L156 97H152ZM254 96H257V97H254ZM138 97H139V95H138ZM150 97V98H149ZM169 97H171V98H169ZM130 98H135V101H132V99L131 100H128V99H130ZM142 98H143V100L145 99V101H142ZM151 100V99H153V100H151L153 103H155L156 102V104H154V105H151V104H153L149 99ZM169 98V99H168ZM178 98V99H177ZM247 98H249V99H247ZM254 98V99H253ZM260 98V99H259ZM262 98V99H261ZM139 99H140V103H142V105L139 103ZM179 100L180 99V101H177V100ZM191 99H193V100H191ZM232 99V100H231ZM147 100V101H146ZM148 100H149V104H150V102H151V104L150 105H148L147 104V102H148ZM157 100V101H156ZM167 100V101H166ZM130 101H132V103H130ZM155 101V102H154ZM249 101H248V103H249ZM159 102V103H158ZM161 102V103H160ZM251 102V103H252ZM148 105V112H149V110L152 112L153 111V109L158 105V104H160L161 106H157V108H155V109H158V111L157 110H155L154 109V113L152 114L151 112H150V114L148 113V112H146V108H147V105ZM180 103V104H179ZM191 103V104H190ZM197 103V104H196ZM174 104H176L175 106H176V109H175V107H174ZM184 104V105H183ZM188 104V105H187ZM256 104V105H255ZM261 104V105H260ZM137 105H139L140 107H141V109H140V107L139 106H137ZM146 105V106H145ZM156 105V106H155ZM181 105H183V107H181ZM254 105H255V107H254ZM259 105V106H258ZM144 108H143V107ZM153 106V107H152ZM164 106V107H163ZM167 106V107H166ZM169 106V107H168ZM191 106V108L193 109V110H195V111H192V109L191 110H189L190 107ZM243 106V107H242ZM253 106V107H252ZM262 107V109H261V107ZM166 107V108H165ZM172 107H174V109L172 108ZM181 107V108H180ZM145 109V112L143 113L142 111H144L143 109ZM152 108V109H151ZM161 108H162V110H161ZM185 108H186V110H185ZM245 108H248V109H246V110H248V111H250V112H246V110H245ZM250 108V109H249ZM252 108V109H251ZM255 108H257V109H255ZM134 109V108H133ZM140 109V110H139ZM170 109H171V111H170ZM175 110V111H173V110ZM181 109V110H180ZM261 109V110H260ZM180 110V112H178ZM204 110V111H203ZM228 110V111H227ZM255 110V111H254ZM136 111H140V113H138V112H136ZM161 111V112H160ZM186 111V112H185ZM188 111V112H187ZM190 111L192 112L191 114V118H190ZM202 111V112H201ZM227 111V112H226ZM159 115H157L156 113ZM165 112V113H164ZM166 112H167V115H166ZM171 112V113H170ZM172 112L174 113V114H172ZM226 112V114H224ZM243 112H246V113H248V115L246 114V113H243ZM136 113V114H135ZM138 113V114H137ZM146 113V114H145ZM148 113V114H147ZM160 113H163V114H165V117H163V116H161V114ZM187 113L189 114V119H194V120H192V122H190L191 120H189L188 118H187ZM201 115H200V114ZM250 113V114H249ZM139 114H140V116L142 117H140L139 116ZM144 114V115H143ZM151 114L153 115V116H151ZM158 116V117H160L161 119H163L164 118V120L166 119H168V118H170V114L171 115H175V117L174 118H172L173 119V121H171V123H172V125L170 124V125H168L170 122V120L169 121H167V123H166V121H164V120H158V118L156 117V115ZM195 116H194V115ZM246 114V115H245ZM264 114V113H263ZM134 117H133V116ZM135 115H137L138 117V119H135L136 118V116ZM147 116V118L149 117V118H151V117H154V118H156L155 120H156V123H152V119L150 120V119H147L146 118V116ZM198 115H200V116H198ZM223 115V116H222ZM245 115V116H244ZM193 116L195 117V118H193ZM197 117V118H196ZM223 117V118H222ZM140 118L142 119L141 121H140ZM143 118L144 119H146L145 121H146V125L145 126H147L148 127V125L151 127H145L144 129H143V127H142V125H143ZM170 118V119H171ZM240 118H242V120L240 119ZM256 118H258L257 116H256ZM129 119V120H130ZM175 119V120H174ZM222 119V120H221ZM244 119H246V121L244 120ZM135 120H137L138 122L140 121L141 122V124H139V125H137V121H135ZM148 120H149V122H148ZM187 122H186V121ZM188 120H189V125H190V130H188L189 128H188ZM196 120V121H195ZM219 120V121H218ZM237 120V121H236ZM239 120H241V121H239ZM250 120V121H249ZM162 121H164L165 122V126H167L168 125V127H172L170 130H167V129H169L168 127H164L163 126V123H162ZM218 121V122H217ZM242 121H243V123H242ZM249 121V122H248ZM262 121V120H261ZM128 122H130L131 123V120L130 121H127V123ZM159 122H161L162 124L161 125H159L160 123ZM169 122V123H168ZM184 122H186L187 124L185 125V126H183L185 123ZM217 122V123H216ZM242 124H241V123ZM246 122H248L247 123V125L249 126H246V125H243V124H246ZM129 123V124H130ZM153 125H152V124ZM158 123V124H157ZM173 123H175V125L173 124ZM216 123V124H215ZM218 123H219V125H218ZM249 123H251V124H249ZM262 123V122H261ZM136 124V125H135ZM131 125H132V123H131ZM135 125V126H134ZM141 125V126H140ZM138 126V128H139V126H140V131H141V134L139 133L140 131H137V130H139V129H137L136 130V128H134V127H137ZM152 126H155L154 128L156 129H154V128H152ZM163 127V129L164 128H166L165 130L166 131H169L168 133L166 132V134L164 135V131H163V129H161L162 127ZM187 126V127H186ZM243 126V127H242ZM157 127H160V128H157ZM186 127V128H185ZM214 127V128H213ZM238 127V126H237ZM246 127H248V128H246ZM183 128H185V131L187 130L188 131V133H187V137H188V135H189V139L190 140H188V138L186 139V138H178V137H183V135H181V133H180V131L182 132V133H184L185 131H184V129ZM192 128H193V133H192ZM211 128V129H210ZM213 128V129H212ZM129 129V128H128ZM142 129L144 130V131H146L145 129H147V133L149 134L150 132L149 131H151L152 133H150L149 134V141H150V139H151V141H150V143H146V142H144V141H147L148 139H146V138H148L147 137V133L146 132H144V131H142ZM149 129V130H148ZM151 129V130H150ZM161 129V130H160ZM179 129H181V130H179ZM237 129V130H238ZM108 130V131H109ZM135 130V132L137 131V133L136 134H140L141 136H142V138H140V139H138V137L140 136V135H137V139H136V134H135V132H132V131H134ZM159 130V131H158ZM172 130V131H171ZM184 132H183V131ZM212 130H213V132H212ZM214 130H215V132H214ZM155 131V132H154ZM157 131V132H156ZM161 131V132H160ZM162 131H163V133H162ZM177 131H178V133L180 134H178L177 133ZM186 131V132H187ZM190 131V132H189ZM209 131H211L210 133H209ZM110 132H108L109 134H110ZM143 132V133H142ZM153 132H154V136H153ZM124 133V134H123ZM144 133H146V134H144ZM155 133H156V135L157 136H155ZM163 134L162 135V137H165L164 138V143H166V145L165 144H161L162 142L161 141H159L160 139V137H161V134ZM171 133V134H170ZM177 133V134H176ZM242 133V134H243ZM123 134V135H122ZM125 134H126V137H125ZM143 134L144 135H146V137L145 136H143ZM168 134V135H167ZM213 134L215 135V136H213ZM151 135V136H150ZM158 135H160V136H158ZM167 135V136H166ZM171 135V136H170ZM178 137H177V136ZM239 135V133H237V136ZM113 136V137H114ZM175 136V137H174ZM241 136V135H240ZM121 137V138H120ZM156 137H159L157 140L155 139ZM161 137V138H162ZM168 137H171V138H168ZM211 137H212V139H211ZM123 138H124V140H123ZM175 138H177L176 140H175ZM192 138V139H191ZM209 138L211 139V140H209ZM214 138V139H213ZM120 139L122 140V141H120ZM127 141H126V140ZM152 139L153 140H155L154 142L152 141ZM168 139V140H167ZM181 139H185V144H182V146L181 147H183L184 145H186L187 146V148H185L186 146H184L183 148H181V149H183L184 150V152H185V154L184 155H182V154H180L181 156H182V159H180V160H184L183 159V157L184 156H186L185 157V159L186 160H184L183 162H182V165L180 166V167H182V168H178V170H176V158L177 159H179L178 157H179V155H178V157H176V152H177V154L178 153H180L181 152V149L179 148V146L181 145L180 144V140ZM188 140V142H186ZM124 141H126V142H124ZM131 141V142H130ZM137 141H141V143H146V144H144V145H140V147H139V142H138V144H137ZM157 141L158 142H160V146L162 147V146H164L165 145V147H164V149H162L161 147V149H158V144H157ZM166 141V142H165ZM175 141V142H174ZM191 141V142H190ZM124 142V143H123ZM152 142V143H151ZM168 142V143H167ZM170 142V143H169ZM214 142V141H213ZM132 143H134V145L132 144ZM154 143V144H153ZM189 143V144H188ZM203 143V144H202ZM178 144H180V145H178ZM134 147V149H132L133 147ZM146 145V146H145ZM155 145H157V146H155ZM189 145H190V147H189ZM123 146V147H124ZM147 147L146 149H144V147ZM149 146V147H148ZM153 146L154 147H157V149L155 148V150H154V152H153ZM138 147H139V150H138ZM141 147H143V149L141 148ZM180 149L179 151L177 150L178 148ZM208 147V146H207ZM111 148H112V150H111ZM131 148V150L130 151H135V152H133L132 151V153L129 151V149ZM140 148H141V150H140ZM209 148H210V145H209ZM124 149V150H123ZM186 149V150H185ZM206 149V150H205ZM126 150V151H125ZM151 150V151H150ZM156 150H158V151H156ZM160 150V151H159ZM163 150V151H162ZM190 150V151H189ZM114 153H113V152ZM123 151H125V152H127L128 151V153H130V154H128V153H126V154H124L123 153ZM138 151H139V153H138ZM141 151V152H140ZM144 151V152H143ZM147 153H146V152ZM163 153H162V152ZM204 151V152H203ZM143 152V153H142ZM149 152V153H148ZM160 153L159 154V156L157 155V153ZM183 152V151H182ZM190 152V153H189ZM202 152L203 153H205V155H203L202 154ZM228 152V151H227ZM226 152V150L222 153V157L224 156V157H226L227 155H228V153ZM113 153V154H112ZM135 153H137V154H135ZM141 153V154H140ZM153 153H154V155H153ZM207 153H208V150H207ZM227 153V154H226ZM108 154V155H109ZM134 154H135V156H134ZM224 154V155H223ZM226 154V155H225ZM113 155V156H112ZM126 157H128L129 155H131V158H125L126 159V161H122L121 162V158L123 159L125 156ZM138 155V156H137ZM147 155V156H146ZM149 155V156H148ZM153 155V157H151ZM156 155H157V158H156ZM164 155H165V157H164ZM122 156V157H121ZM137 156V157H136ZM115 158V160H114V158ZM134 159H133V158ZM144 157H146V158H144ZM162 157V158H161ZM163 157H164V159H163ZM151 158H152V161H151ZM154 158V159H153ZM156 158V159H155ZM159 158H160V160H161V162L159 163V166L157 165L158 164V162H159ZM113 159V160H112ZM132 159V161H130ZM112 160V161H111ZM135 160V161H134ZM154 160H157V161H155L154 162ZM172 160V161H171ZM180 160H177V161H180ZM149 161H151V162H149ZM108 162V163H107ZM138 162H139V164H138ZM153 162V163H152ZM171 162V163H170ZM172 162H175V166H174V163H172ZM196 162V163H195ZM126 164V166H125V164ZM177 163H179V162H177ZM104 164V165H103ZM146 164V165H145ZM156 166H155V165ZM161 164V165H160ZM180 164V163H179ZM223 164V163H222ZM124 165V166H123ZM100 165L98 164V167H99ZM110 167L111 169H109L108 167ZM139 166H141V167H139ZM162 166V167H161ZM167 166H170L169 168L167 167ZM175 168H174V167ZM185 166V167H184ZM194 166V167H193ZM219 166H220V164H219ZM224 166V165H223ZM135 167H136V170H135ZM137 167H139L138 169H137ZM184 167V168H183ZM217 167V166H216ZM215 167V168H216ZM220 167H222V166H220ZM112 168H114V169H112ZM141 168H143V169H141ZM156 168H159V169H156ZM192 168V169H191ZM167 169H168V172H167ZM177 171V178L175 177L174 178V176H176V174H174V176H172L173 175V173H175L176 171ZM181 169V170H180ZM217 169H218V167H217ZM224 169V168H223ZM222 168H221V171L223 170ZM111 170L113 171V173L111 172ZM143 170V171H142ZM156 170H159L158 172L156 171ZM169 170H171V171H169ZM172 170H174V171H172ZM219 171H220V168L218 169ZM225 170V169H224ZM108 171V172H107ZM118 171V172H117ZM142 173H140V172ZM156 171V172H155ZM193 171V172H192ZM109 172H111V173H109ZM117 174H116V173ZM139 172V173H138ZM159 172H162V173H159ZM181 172V173H180ZM183 172V173H182ZM214 172H216V170H214L213 171V173ZM223 172V171H222ZM115 173V174H114ZM137 173H138V175H139V177L137 178ZM168 173V174H167ZM185 173V174H184ZM198 172H196V174H197ZM217 173V172H216ZM215 173V174H216ZM221 173V172H220ZM219 173V174H220ZM224 173H225V171H224ZM224 173H221V175H220V177L218 176L219 174H217L216 176H218L217 178H219V180H217L216 179V177H215V179H214V181H216L217 183L219 182V185H222V182L224 183V180H223V178H224V176H225V174ZM106 174H108V176H110V177H105V175ZM110 174V175H109ZM111 174H112V177L113 178H111ZM114 174V175H113ZM156 174H157V178H156ZM158 174L161 176V177H158ZM172 174V175H171ZM215 174H214V176H215ZM223 174H224V176H223ZM101 175H102V177H101ZM134 175H137V176H134ZM211 175H212V173H211ZM167 176L169 177V179L171 178V180L174 178L175 180V182L173 183L172 182V184L170 183V186H169V183L168 182H166V180H168L169 182H171V180H169V179H167ZM172 176V177H171ZM181 176V177H180ZM221 176H223L222 178H221ZM136 177V178H135ZM211 177H213V175L211 176ZM101 178V179H100ZM105 178V179H104ZM109 178V179H108ZM132 180H131V179ZM190 178V179H189ZM110 181V183L112 184V187H111V184H109L108 183V181ZM110 179H112V180H110ZM115 179H117V181L118 182H116V180ZM220 179L222 180V181H220ZM102 180H104L103 182H102ZM115 180V181H114ZM139 180H141V181H139ZM106 181V182H105ZM113 181H114V183L116 182L117 184H113ZM121 181H123V183L121 182ZM131 181H132V183H131ZM135 181V182H134ZM102 182V183H101ZM138 182V183H137ZM216 182H213V184L214 183H216ZM103 183H105V184H103ZM108 183V184H107ZM120 183H122V184H124V185H120L119 186V184ZM130 183H131V186H130ZM215 184V186L216 185H218V184ZM109 185H110V187H111V189H109ZM117 185H118V187H117ZM136 185V186H135ZM165 185V186H164ZM173 187H172V186ZM218 185V186H219ZM114 186V187H113ZM163 186V187H162ZM217 186V187H218ZM100 187H102V189H100ZM115 187H116V189H115ZM129 187H128V190H126L127 192H128V198H129V193H130V189H129ZM170 187H171V189H170ZM209 187V186H208ZM109 189V190H108ZM112 189H113V191H112ZM126 189H127V187H126ZM162 189H163V191H162ZM167 189H169V190H167ZM209 189H211L212 190V192H211V194H209V191H207V189L205 190V196L207 197V192H208V196L209 195H212V193H214L213 192V187L211 186V187H209ZM220 189H221V187H219V191H220ZM107 190V191H106ZM116 190V191H115ZM133 190V191H132ZM164 190H166V191H164ZM188 190V193L186 192ZM216 190V189H215ZM218 190V189H217ZM216 190V191H217ZM135 191V192H134ZM167 191H169V192H171L170 194L167 192ZM219 191H217V193L216 194H219L218 192ZM113 192V193H112ZM134 192V193H133ZM178 193V194H176V193ZM186 192V193H185ZM102 193V192H101ZM117 195H116V194ZM155 193V194H154ZM165 193L167 194V197H165L166 195H165ZM111 194V195H110ZM122 194V193H121ZM121 194H119L120 196H121ZM132 194L133 195H135L134 197L132 196ZM168 194L169 195H171L170 197L168 196ZM115 195H116V197H115ZM155 195V196H154ZM159 195H161L162 197H163V201L160 199V196ZM164 195V196H163ZM177 195V196H176ZM184 195H187V196H184ZM220 195V194H219ZM101 196V197H100ZM156 196L157 197H159V199H157L156 198ZM173 196H175V197H173ZM184 196V197H183ZM110 197H112V198H110ZM133 197V198H132ZM155 198V201L153 200L154 198ZM161 197V198H162ZM165 197V198H164ZM211 197V196H210ZM116 198V201L114 200V199ZM169 198V199H168ZM129 199V200H130ZM134 199V200H133ZM164 199H166V200H164ZM208 199V197L206 198V199H204V200H207ZM151 200V201H150ZM152 200H153V202H154V204L156 203H158L159 204V202H160V205H162L161 204V201L162 202H164V201H166V202H164L163 203V205H162V207H161V210H160V207H159V205H158V207L156 206V205H154V207H155V209L156 208H159V210H160V212H159V215L157 216L156 214H155V216H157V217H154V215L152 214V212L154 213V211L152 210V206H153V202H152ZM157 200H159V201H157ZM171 200V201H170ZM203 200V201H204ZM210 200V199H209ZM208 200V201H209ZM103 201V202H102ZM168 201L170 202L169 204H168ZM182 201V202H181ZM211 201H213V200H211ZM214 201H216V200H214ZM115 202V203H114ZM168 205H167V204ZM201 204L203 203L202 201L200 202ZM199 203V204H200ZM205 203H206V201L204 202V206L203 205H201V206H203V208H202V211H203V209L205 210V208L206 207H208L207 205H209L210 204V202H209V204H207V205H205ZM212 203V202H211ZM113 206H112V205ZM115 204H116V206L117 207H115ZM149 204V205H148ZM180 206H179V205ZM199 204H197V205H199ZM213 204V203H212ZM112 206V209H111V207L110 206ZM133 205V206H132ZM148 205V206H147ZM151 205V206H150ZM165 205H167V206H165ZM182 205V206H181ZM200 205H199V207H200ZM150 206V207H149ZM172 206V207H171ZM211 206V205H210ZM119 207H122V206H119ZM177 207H178V209H177ZM198 207V206H197ZM212 207V206H211ZM116 208V209H115ZM149 208V209H148ZM150 208H151V210H150ZM171 208V209H170ZM121 209V208H120ZM154 209V210H155ZM164 209V210H163ZM165 209H168V210H165ZM170 209V210H169ZM208 209V208H207ZM116 210V211H115ZM122 210V209H121ZM134 210V211H133ZM156 210H158V209H156ZM163 210V211H162ZM198 210L199 211H201L199 208H198ZM149 211H150V213L153 215H151L150 213H149ZM152 211V212H151ZM177 211V212H176ZM100 212V213H99ZM115 212V213H114ZM123 212H125L124 211V209H123ZM129 212H127L128 214H129ZM176 212V213H175ZM156 213H158V211H156ZM170 213V214H169ZM123 214H125V213H123ZM169 216H168V215ZM175 214V215H174ZM133 215V216H132ZM148 215H149V217H148ZM151 215V216H150ZM177 216V217H176ZM152 217H154L153 219H152V222L153 223H151V218ZM111 218V219H110ZM132 218V219H131ZM147 218H150V219H148L147 220ZM156 218V219H155ZM177 218V219H176ZM101 219V220H100ZM131 219V220H130ZM176 219V220H175ZM109 220V221H108ZM113 220V221H112ZM154 220V221H153ZM167 220H169V221H167ZM107 221H108V225H107ZM149 221V224H154V225H156V227L154 226V225H149L147 222ZM133 222V223H132ZM166 222H167V224H166ZM169 222V223H168ZM175 222H176V224H175ZM124 223H125V221H124ZM132 223V224H131ZM158 223H160V225H158ZM162 223V224H161ZM102 224V225H101ZM113 224V225H112ZM147 226H145V225ZM111 225V226H110ZM127 227H125V226ZM149 225V226H148ZM165 225V226H164ZM105 226H107V227H105ZM109 226H110V229L108 230L107 228H109ZM130 226V227H129ZM150 226H152V227H150ZM154 226V227H153ZM167 226V227H166ZM111 227H112V229H111ZM116 227V228H115ZM141 229H140V228ZM170 229H173L174 228V230H170ZM107 230H106V229ZM113 228H115V229H113ZM131 230H130V229ZM144 228H145V230H144ZM147 228V229H146ZM157 228L158 229V231H157V229L155 230V229ZM163 228V229H162ZM168 228V229H167ZM125 229V230H124ZM128 229V230H127ZM139 229V230H138ZM160 229V230H159ZM104 230V231H103ZM112 230H114V231H112ZM119 230V229H118ZM127 230V231H126ZM142 230V231H141ZM154 231V232H156L157 231V233H154V232H152V234L150 233V231ZM112 231V232H111ZM102 232H101V234H102ZM127 232H129V233H127ZM176 234H175V233ZM136 233V234H135ZM149 235H148V234ZM172 233V234H171ZM110 234H111V236H110ZM113 234V235H112ZM133 234V235H132ZM155 234V235H154ZM171 234V235H170ZM126 235H127V237H126ZM132 235V236H131ZM170 235V236H169ZM128 236H129V238H128ZM131 236V237H130ZM153 236V237H152ZM173 236V237H172ZM112 237H113V239H112ZM136 237V238H135ZM148 237L146 238V239H148ZM172 237V238H171ZM174 237H175V239H174ZM115 238V239H114ZM126 238H127V240H126ZM130 238L133 240L134 239V241L135 242H133L132 240V242L130 241ZM153 238V239H152ZM159 238V239H158ZM171 238V239H170ZM118 241H117V240ZM170 240V243L171 244H169L168 242H169V240ZM115 240V241H114ZM113 241V242H112ZM125 241L127 242V245H126V243H125ZM131 242V244H133V246H130V243H128V242ZM151 241V242H150ZM105 242H106V239H105ZM105 242H104V244H105ZM114 242H116V243H114ZM118 243V244H117ZM119 243H120V245H121V247H120V245H119ZM156 243V244H155ZM103 244V245H104ZM105 244V245H106ZM129 244V245H128ZM155 244V245H154ZM167 244H169V247H168V245ZM112 245V246H111ZM124 245H126V246H124ZM141 245V244H140ZM151 245H152V247H151ZM166 245H167V247H168V249H167V247H166ZM171 245V246H170ZM117 248H116V247ZM129 246V247H128ZM137 246H139V242L137 243ZM110 247V248H109ZM114 249H113V248ZM145 247V248H144ZM154 247V248H153ZM176 247V246H175ZM104 247H102V249H103ZM129 248V249H128ZM113 249V250H112ZM117 250V252H116V250ZM118 249H120V250H118ZM166 249H167V251H166ZM130 250V251H129ZM153 250V251H152ZM171 250V251H172ZM104 252H105V249L103 250ZM121 251V252H120ZM130 252H131V254H130ZM111 253V254H110ZM122 253V254H121ZM128 253V254H127ZM145 253V254H146ZM151 253V254H150ZM174 253V252H173ZM130 254V255H129ZM142 254H144V253H142ZM150 254V255H149ZM171 254V253H170ZM175 254V253H174ZM117 255V256H116ZM128 255V256H127ZM134 256V255H133ZM140 256V258H141V255H139ZM168 256V257H167ZM173 256V255H172ZM171 255H170V257H172ZM117 257H118V259H117ZM151 257V258H150ZM167 257V258H166ZM173 258V257H172ZM117 259V260H116ZM131 260V261H130ZM141 260H142V258H141ZM151 260V261H150ZM109 261V262H108ZM150 261V262H149ZM132 262V263H131ZM135 262V261H134ZM135 264V263H134ZM168 264H171V263H168Z\"/></svg>","mask_w":264,"mask_h":264}]
</instances>
